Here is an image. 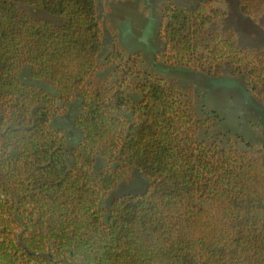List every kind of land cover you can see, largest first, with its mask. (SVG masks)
I'll use <instances>...</instances> for the list:
<instances>
[{
	"label": "trees",
	"instance_id": "16d2710c",
	"mask_svg": "<svg viewBox=\"0 0 264 264\" xmlns=\"http://www.w3.org/2000/svg\"><path fill=\"white\" fill-rule=\"evenodd\" d=\"M238 6L264 14V0ZM221 14L211 1L169 10L167 56L214 77L244 68L264 101V55L206 32ZM102 47L97 0H0V264H264L261 160L198 141L191 89L149 75L134 102L95 84ZM25 66L55 94L22 82ZM78 95L82 139L68 149L52 121ZM131 170L145 191L102 209Z\"/></svg>",
	"mask_w": 264,
	"mask_h": 264
},
{
	"label": "rangeland",
	"instance_id": "374dc122",
	"mask_svg": "<svg viewBox=\"0 0 264 264\" xmlns=\"http://www.w3.org/2000/svg\"><path fill=\"white\" fill-rule=\"evenodd\" d=\"M205 1H211L212 7L222 12L206 32L215 30L222 38L232 37L239 48L264 55V14L258 18L244 16L238 0H97L103 47L95 84L121 86L134 102L141 99L138 88L149 75L177 84L183 93L188 94L191 89L198 141L206 145L216 142L225 149L247 152L261 160L264 168V101L250 91L248 70L243 68L237 75L227 72L214 77L179 66L167 56V41L162 33L168 11L193 9ZM24 9L32 18L58 22L43 11L26 6ZM18 77L24 83L55 94L50 85L33 79L27 66ZM81 103L80 95L70 101H57L52 128L62 131L68 149L77 146L82 139L76 125L82 112ZM108 166L97 159L94 169L99 171ZM146 187L144 178L131 170L117 188L104 194L100 207L108 209L113 200L127 194H141Z\"/></svg>",
	"mask_w": 264,
	"mask_h": 264
}]
</instances>
